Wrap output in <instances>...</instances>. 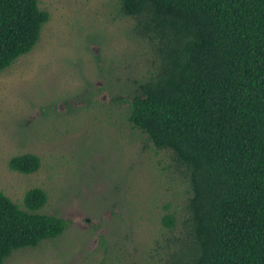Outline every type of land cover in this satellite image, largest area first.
Listing matches in <instances>:
<instances>
[{
    "label": "rangeland",
    "instance_id": "1",
    "mask_svg": "<svg viewBox=\"0 0 264 264\" xmlns=\"http://www.w3.org/2000/svg\"><path fill=\"white\" fill-rule=\"evenodd\" d=\"M118 3L40 0L50 20L38 45L0 73V189L24 209L41 188L40 213L70 222L6 264H167L185 243L187 175L128 121L158 59ZM23 154L40 157L36 173L10 169Z\"/></svg>",
    "mask_w": 264,
    "mask_h": 264
},
{
    "label": "trees",
    "instance_id": "2",
    "mask_svg": "<svg viewBox=\"0 0 264 264\" xmlns=\"http://www.w3.org/2000/svg\"><path fill=\"white\" fill-rule=\"evenodd\" d=\"M151 44L155 72L129 102L128 121L187 175L186 240L167 264H264V0H119ZM50 14L40 0H0V73L38 45ZM25 175L35 154L9 162ZM24 209L0 189V264L62 236L70 222ZM168 228L175 218H164Z\"/></svg>",
    "mask_w": 264,
    "mask_h": 264
}]
</instances>
